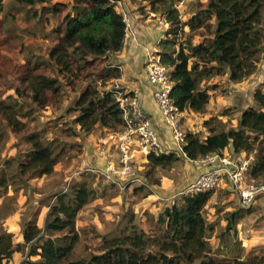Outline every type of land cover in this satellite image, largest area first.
Returning <instances> with one entry per match:
<instances>
[{
	"label": "trees",
	"instance_id": "trees-1",
	"mask_svg": "<svg viewBox=\"0 0 264 264\" xmlns=\"http://www.w3.org/2000/svg\"><path fill=\"white\" fill-rule=\"evenodd\" d=\"M11 1L34 7L50 4L53 0ZM72 1V13L66 14L62 25L56 28L57 38L47 52L48 64L56 68L63 82L45 75L35 63L5 65L18 84L14 88L18 100L7 98L5 101L0 97V147L5 142L6 131L12 135L26 132L27 122L20 117L27 116L29 109L55 106L59 102L61 87L73 88L78 70L97 62L104 67L100 73L102 76H98V83L91 81L78 92L72 106L76 113L73 124L83 135L95 127L108 132L122 127L120 110L109 91L113 80L120 77V70L107 63V56L120 51L123 46V15L111 0ZM173 1H150L153 11V4H162V15L171 24L173 36L182 26H187L190 32L204 30L209 34L197 45L187 39L185 46L178 49H175V37L163 42L168 47L160 51L161 63L171 66L170 97L181 112L203 113L209 95L208 88L200 86L202 73L206 78L227 74L232 83L241 82L254 73L259 55L264 53V0H206L183 23L173 8ZM3 4L4 0H0V10ZM87 56L89 60H85ZM198 67L202 68L201 72ZM23 101H28L25 113L22 112ZM214 122L211 119L204 123L208 133L205 138L186 132L182 147L185 157L194 161L219 153L231 145L234 153H255L249 176L264 178V87L254 89L252 105L240 110L235 128L225 129L217 122L220 124L218 128L216 124L212 125ZM23 139L29 149L22 157L18 154L13 158L15 170L9 177L10 186H16V182L27 186V180L52 174L62 154V149L55 152L56 145L43 141L39 132L31 131ZM179 158L175 153L149 154L144 180L149 183L152 170L170 168ZM6 186L7 179L1 177L0 188L6 189ZM140 191L141 186L133 188L134 194ZM211 193L182 195L179 203L168 204L157 216H148L145 227L135 228L131 223V212H126L127 220L123 221L119 231L96 234L99 246L95 253L88 258L73 260L80 241L76 217L93 194L86 181L75 182L67 192L54 194L52 204L49 201L44 204L48 211L42 227L37 225L36 218L21 223V243H14L10 232L0 230V264H7L15 252L24 255L18 264H264L262 251H251L243 257L244 248L236 240L237 222L251 213L242 205L225 214V231L235 236L232 246L224 245L229 253L210 246L208 239L214 224L206 222L204 212Z\"/></svg>",
	"mask_w": 264,
	"mask_h": 264
},
{
	"label": "rangeland",
	"instance_id": "rangeland-1",
	"mask_svg": "<svg viewBox=\"0 0 264 264\" xmlns=\"http://www.w3.org/2000/svg\"><path fill=\"white\" fill-rule=\"evenodd\" d=\"M150 1L123 0L122 2H127L133 8L141 11H153ZM175 2L176 0L173 1V8L176 10L175 7L177 5H175ZM205 2L206 0H186L184 6L178 9L180 23L194 15ZM73 3L72 0H53L50 4L25 7L15 4L11 0H4L3 7L0 10V97L2 99L5 101L7 98L10 101L18 100L14 92V88L18 84L8 71L9 69L5 68V65L9 63H35L45 75L59 78L63 82L57 74L56 68L48 64L47 52L57 38L56 28L62 25L66 14L72 13ZM53 6H55L56 11ZM139 6L141 7L139 8ZM119 7L120 4H115L117 10H119ZM122 7L124 8L123 4ZM153 8L155 9L153 12L158 16L162 15V4H153ZM206 34L209 33L204 30L190 32L188 27L186 31L182 27L180 32L172 36L175 37V49L182 45L185 46L187 39L190 40L192 45H197L198 42L206 40ZM85 60H89V57L87 56ZM208 66L210 67V65ZM201 67H198L199 72L203 68ZM103 68L100 62L80 68L77 74L78 79L74 80L73 88L61 87L59 102L55 106L42 110L29 109L27 116L20 117V120L27 122L28 128L26 132L12 135L6 131L4 133L5 142L0 147V178L5 177L7 179L6 189L0 188V230H7V224L10 228H13L14 220L12 217L16 219L20 233L21 223L26 219L36 218V222L41 223L45 211H48L46 209L48 207H45L44 204L48 201L52 204L54 201L52 196L54 194L67 192L75 182L86 181L92 188V197L78 212L76 217V227L80 234V241L74 250L73 260L88 258L90 254L95 253V248L99 246V237L96 234L104 235L108 232L115 233L119 231L127 220V217H125L126 212H131V223L133 226L138 227V215H142L144 209L142 210L143 207L140 206L136 214H133L135 202L139 203L141 199H147V197L153 195L154 188L159 189L162 175L173 174L174 176L175 172H186V165L189 164L187 160L180 157L170 168H155L152 170L150 177H148L149 183L143 178L148 170L146 164H142V168L137 166L134 170V178L138 179V181L128 185L131 186V189L126 190L125 188L122 191L118 186L111 184L99 173H96L95 170L97 168H89L86 165L83 166L82 163L78 164V161L83 160L80 156L83 152L84 135L79 133V128L73 124L72 120L76 114L72 111L73 102L78 92L86 84L91 81L98 83V76H102L100 73L103 72ZM200 78V86L208 88L213 93L212 102L219 107L217 114L210 117L207 121L215 120L212 125L216 124L218 128H220V124L225 129L235 128L238 112L252 103L253 90L256 88L263 89L264 87V53L259 55V61L254 73L241 82H230L227 74L210 75L206 78L204 73H202ZM218 96L222 97V100H219L217 104L216 98ZM23 102L22 112L25 113L28 108V101ZM205 128L207 127L205 126ZM31 131L39 132L43 141L56 145L55 152L62 149L60 161L54 167L52 174L27 180L25 182L27 186L22 182H16V186H10L9 177L15 170L13 158L18 154L22 157L23 153L29 149V145L24 142L23 136ZM101 158L103 160L106 159L108 162L110 161L108 159L112 157L107 155ZM247 179L249 180V177ZM139 181H141V184ZM255 182L264 183V178H259ZM140 186L141 191L134 194L133 188ZM217 189L212 191L210 201H208L204 212L206 222L214 224L213 232L208 241L213 249L219 247L222 250L218 251L229 253L228 248H224V245L232 246L235 236L232 232L225 231V214L236 210L238 206H233L234 201L231 199L230 193L224 191V196H222ZM120 198L121 202L118 201ZM179 201L180 198L173 199V202L179 203ZM116 202H118L117 205H115ZM108 204L111 205L109 206L111 207L110 211L107 208ZM163 204L165 203L163 202ZM232 207L233 209L229 210ZM262 207H264L263 196L259 197L256 203L249 207L251 217L246 220L245 226H248L247 221L249 219L253 220V226L261 222L263 216L259 214V211L263 209ZM122 214L123 217L121 219ZM142 216L146 220L144 222L140 221L141 223L139 224L145 227L147 226L145 222L149 215L143 214ZM241 221L236 224L235 235L236 240L244 248L242 256L245 257L249 252L247 253L245 250L241 237L242 231L238 228V224ZM19 254L23 256L21 257L23 259V252H19ZM230 254L232 253L230 252Z\"/></svg>",
	"mask_w": 264,
	"mask_h": 264
},
{
	"label": "crops",
	"instance_id": "crops-1",
	"mask_svg": "<svg viewBox=\"0 0 264 264\" xmlns=\"http://www.w3.org/2000/svg\"><path fill=\"white\" fill-rule=\"evenodd\" d=\"M117 1L120 3V7L118 8L119 10L117 11L123 15L125 24L127 23L130 32L134 34L135 40H132L130 36L125 35L121 50L114 54L108 55L107 63L110 64L111 67L120 66V77L118 78L119 83L123 88L136 92L140 106L147 114H149L152 124L156 129L164 148L174 149L171 136L168 130L162 124L160 114L158 113L154 105L152 98V88L147 82L145 67L147 55H160L161 49L163 47H168L163 42H165V40H169L171 36H173V34L170 33L171 25L162 26L160 24V21L165 19L163 15L158 16L153 11H141L139 9L133 8V6H131L129 3L127 4V2H122L123 0ZM122 4L124 8L122 7ZM140 7L141 6H139V8ZM182 27L185 28L186 31L187 26ZM182 27L178 29L177 33L182 30ZM171 47L174 48L173 46ZM207 93L209 95V101L203 113H194L191 110H184L183 112H181L184 128L187 129L189 133L198 134L202 138H205L208 134L207 128H205L204 123L210 117L216 115L219 109V107L212 102L213 93H211L210 90H208ZM216 99L218 104V101L222 100V97L218 96ZM250 105H252V103ZM239 113L240 111L238 112V116ZM107 133L108 131L104 128L95 127L92 132L84 134L83 152L80 156L83 160L80 162L78 161V164L82 163L83 166L86 165V167L89 168H97V170L101 168L105 170L104 167H106L107 163H117V156L114 151L109 152L108 157L112 158L108 159L110 160L108 162L106 161V159L103 160L101 158L102 156H99L96 152L97 144L102 138L106 136ZM252 154L255 156V153ZM209 156L212 157V161L207 165H197L188 161L189 164L186 165V172H175L174 176L173 174H169L167 176L162 175L159 189L154 188L153 195L147 197V199H141V202L139 203L135 202V206L133 207V214H136L138 208L142 206V210L144 209L142 212L143 214H147L149 216H157L161 212L163 207L167 206L168 203H173V199L181 198L187 186L202 172L218 167L221 164L222 160L237 161L238 159L245 158L248 155H246L245 153H234L232 150V146L229 145L219 153L210 154ZM146 163V157L136 155L135 168L137 166L140 167L142 164ZM171 170L173 171V169ZM248 177L249 179H253L249 176V174ZM259 178H262V176H260ZM139 183L141 184V181H139ZM129 189H131V186L126 187V190ZM217 190L222 194V196H224L225 192L230 193L231 199H233L234 201L233 206H240L235 192L228 184L221 185ZM118 201L121 202V198ZM163 202L165 204H163ZM117 203L118 202H116L115 205H117ZM109 206L111 205L108 204L107 208L110 211L111 207ZM262 208L263 209L259 211V214L263 216V219L258 225L253 226V220L249 219L247 221L248 226H245L246 220L251 217L250 214L243 218L240 224H238L239 230L242 231L241 237L243 239V244L247 253L254 250H261L264 253V207ZM232 209L233 207L229 210ZM46 213L47 210L43 215L41 223L37 222V225L39 227H42ZM140 215L141 214L138 215V227L134 225L135 228L140 227V221L144 222V220H146L144 216ZM142 218L144 219L142 220ZM12 219L14 220L13 228H10V226L7 224L6 229L13 235L14 243H21L22 236L19 231L18 224L16 223V219L14 217H12ZM21 257L23 256L18 252H15L13 253L11 259L7 264H18L22 260Z\"/></svg>",
	"mask_w": 264,
	"mask_h": 264
},
{
	"label": "built area",
	"instance_id": "built-area-1",
	"mask_svg": "<svg viewBox=\"0 0 264 264\" xmlns=\"http://www.w3.org/2000/svg\"><path fill=\"white\" fill-rule=\"evenodd\" d=\"M112 4L119 5L118 1L111 0ZM186 0H176L178 9L184 6ZM124 19V17H123ZM125 22V19H124ZM162 26L171 25L166 19L160 21ZM124 33L135 40L125 24ZM124 35V36H125ZM119 70L120 66H116ZM146 79L152 88L154 105L160 114L162 124L168 130L174 149H165L162 141L154 128L149 114L140 106L136 92L127 90L120 86L119 80H113L109 91L120 110L122 116V127L111 131L102 138L96 146L99 156H107L114 151L117 163H107L105 170L96 169L95 172L103 176L107 181L124 190L129 184L138 181L134 178L136 155L147 157L149 154L156 156L160 154L175 153L177 156L193 164L207 165L212 157L206 155L200 159L191 161L185 157L182 147L185 144L186 130L183 125L181 111L173 103L170 93L172 83L170 80L171 66L161 63V56L156 54L147 55ZM253 154L237 161L222 160L221 164L213 169L206 170L198 175L185 189L184 194L202 193L213 191L223 184H228L235 192L240 205L249 208L256 200L264 197V183L247 179L249 169L254 162Z\"/></svg>",
	"mask_w": 264,
	"mask_h": 264
}]
</instances>
